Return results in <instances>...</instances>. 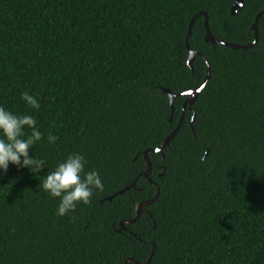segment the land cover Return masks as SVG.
I'll list each match as a JSON object with an SVG mask.
<instances>
[{
    "label": "trees",
    "instance_id": "trees-1",
    "mask_svg": "<svg viewBox=\"0 0 264 264\" xmlns=\"http://www.w3.org/2000/svg\"><path fill=\"white\" fill-rule=\"evenodd\" d=\"M232 6L0 0V106L36 119L43 139L30 157L45 161L41 172L0 169V264H145L153 245L149 264H264V16L255 46L233 50L205 42L203 15L217 40L249 45L264 0H244L235 15ZM205 60L209 80L170 145L148 154V180L144 153L176 129L186 101L178 96L172 113L162 89L198 88ZM25 91L39 109L21 99ZM72 153L104 190L59 217V198L39 186Z\"/></svg>",
    "mask_w": 264,
    "mask_h": 264
},
{
    "label": "clouds",
    "instance_id": "clouds-1",
    "mask_svg": "<svg viewBox=\"0 0 264 264\" xmlns=\"http://www.w3.org/2000/svg\"><path fill=\"white\" fill-rule=\"evenodd\" d=\"M21 99L32 109H39L36 98L27 91L21 94ZM36 119L31 115H14L0 106V169L5 173L9 164L18 168H29L33 173L41 172L45 161L31 158L30 152L37 142L43 139V134L36 126ZM31 129L29 135L25 129ZM58 136L49 132L48 143L55 144ZM87 161L82 154L72 153L60 162L54 170L49 171L39 188H42L52 198H59L57 215L64 217L74 213L79 204L90 205L94 190L102 192L104 186L97 171H85Z\"/></svg>",
    "mask_w": 264,
    "mask_h": 264
},
{
    "label": "water",
    "instance_id": "water-1",
    "mask_svg": "<svg viewBox=\"0 0 264 264\" xmlns=\"http://www.w3.org/2000/svg\"><path fill=\"white\" fill-rule=\"evenodd\" d=\"M243 5H244V0H233V6L231 8V15H235L240 10H242ZM203 15L206 17L205 18V28H206L205 42L207 44L211 45L214 48L216 46H218V45H221V46H225V47L231 48L233 50H247V49L253 48L255 46V44L257 43V41H258V22H259L260 18L264 16V11L257 15V17L255 18V21H254V23H253V25L251 27V30L255 33V37H254L253 42L250 43L249 45H235V44L226 43V42L217 40L216 38L213 37V35L210 32L207 15H205V14H203ZM193 24H194V19L190 23L188 36H187V40H186V46H187V51H188L187 65H188V67L191 70H193V63L195 61V57H196V54H197L196 52L192 51L189 48V38H190L191 33H192ZM206 63H207V61H206ZM207 65H208V63H207ZM209 77H210V67L208 65L207 75H206L205 79L203 80V82L201 83V85L198 88H196L194 90H191V91L182 92V93H180V94H178L176 96H174L170 90L162 89L163 92L169 97V103L172 106V113H174L173 101L178 96H185L186 97V101L184 103L182 115H181L180 121H179L176 129L169 135V137L166 138V140L163 142V144L159 148H157V149H149V150H147L144 153V158H145L146 164L148 166V170L145 173V175H146V178L148 180H149V175L151 174V170H152V165H151L150 159L148 157V154H158L159 155V154H161V152H162V150L164 148H166L167 146L170 145L171 141L174 139L175 135L177 134V132L179 131V129L182 126L186 108L188 107L189 109H191L193 107V105L195 104L196 100L198 99L200 93L205 88V86H206V84H207V82L209 80ZM172 118H173V115H171V118L169 119V122L172 121ZM194 120H195V116L192 119V123L194 122ZM150 183L155 186V184H153L152 182H150ZM134 187H135V183L131 184L130 186H128L125 189H123L122 191L118 192L117 195H123L125 192L129 191L131 188H134ZM157 197H158V194L151 201H146V202L140 203L136 207V217L133 220H128V221H125V222H121L120 223V229H119L118 232L127 231V229L125 228V224L131 225V224L135 223L139 219L141 213L143 212V208L147 207L152 202H154V200ZM112 199H113V197H110L107 200L111 201ZM154 252H155V245H153V250H152L151 257L149 258V260L145 264H149L150 263V261L152 259V256L154 255ZM129 261L130 260H128L126 262V264H128Z\"/></svg>",
    "mask_w": 264,
    "mask_h": 264
}]
</instances>
